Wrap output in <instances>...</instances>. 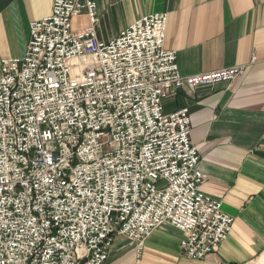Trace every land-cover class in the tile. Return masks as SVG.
Returning <instances> with one entry per match:
<instances>
[{
	"label": "built area",
	"instance_id": "1",
	"mask_svg": "<svg viewBox=\"0 0 264 264\" xmlns=\"http://www.w3.org/2000/svg\"><path fill=\"white\" fill-rule=\"evenodd\" d=\"M86 13L90 26L75 30ZM97 4L53 0L30 23L22 58L0 62V264H107L118 237L138 256L154 230L185 234V254L218 251L235 219L202 187L180 90L231 83L246 68L183 76L164 48L169 14L99 39Z\"/></svg>",
	"mask_w": 264,
	"mask_h": 264
},
{
	"label": "crops",
	"instance_id": "2",
	"mask_svg": "<svg viewBox=\"0 0 264 264\" xmlns=\"http://www.w3.org/2000/svg\"><path fill=\"white\" fill-rule=\"evenodd\" d=\"M91 1L104 42L142 17L167 13L164 48L177 52L183 76L246 68L231 83L165 99L168 113L190 109L191 138L208 176L202 190L235 219L227 239L205 259H191L181 246L185 234L167 223L147 238L140 256L127 239L116 238L107 264L252 263L264 255V0ZM52 8L53 0H0V62L25 55L30 23L49 17ZM89 26L86 13L73 19L75 30Z\"/></svg>",
	"mask_w": 264,
	"mask_h": 264
},
{
	"label": "rangeland",
	"instance_id": "3",
	"mask_svg": "<svg viewBox=\"0 0 264 264\" xmlns=\"http://www.w3.org/2000/svg\"><path fill=\"white\" fill-rule=\"evenodd\" d=\"M250 264H264V255L259 256Z\"/></svg>",
	"mask_w": 264,
	"mask_h": 264
}]
</instances>
